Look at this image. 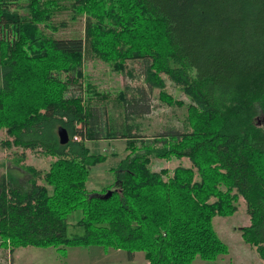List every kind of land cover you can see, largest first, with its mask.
Returning a JSON list of instances; mask_svg holds the SVG:
<instances>
[{"label": "trees", "instance_id": "obj_1", "mask_svg": "<svg viewBox=\"0 0 264 264\" xmlns=\"http://www.w3.org/2000/svg\"><path fill=\"white\" fill-rule=\"evenodd\" d=\"M66 11L85 22L83 37H58ZM94 60L133 78L128 63L143 66L146 87L115 103L122 130L93 104L99 93L85 68ZM0 76L3 145L47 162L17 166L26 187L12 174L1 180L0 247L99 246L131 261L143 252L149 264L215 262L230 251L214 219L244 209V242L264 263V0H0ZM166 79L191 101L186 129L138 136L155 89L162 103L184 105ZM119 139L128 154L115 182L90 191L108 156L88 144ZM152 157L189 165L156 172Z\"/></svg>", "mask_w": 264, "mask_h": 264}, {"label": "rangeland", "instance_id": "obj_2", "mask_svg": "<svg viewBox=\"0 0 264 264\" xmlns=\"http://www.w3.org/2000/svg\"><path fill=\"white\" fill-rule=\"evenodd\" d=\"M69 13V11H66L61 17L67 21V26L61 30L58 37H83L85 34V22H83V20L76 22L71 21ZM128 68L129 70H132V72H135L136 76L134 78L128 72H116L109 65L98 60L86 62L85 68L88 82H90L91 85V92L94 88V90L99 93L98 95H93L92 100L94 106L98 108L106 106L110 113L111 120H113L117 129L120 130L123 128V110L120 103L118 107L115 103L117 101L120 102V95L122 93H126V96H130L135 88L139 86L146 87L144 78L142 77V64L139 62H129ZM166 82L167 91L176 100L184 101V105L169 106L162 103L159 99L160 90L155 89L153 93H150L149 97L151 111L145 117L138 118L135 122V126L138 128L135 133L138 136L153 138L164 134L171 129H186L185 123L188 114L187 106L191 103V101L171 80L166 79ZM109 125L113 126L112 121H109ZM2 135L0 136V183L5 176H7V179L10 181V175L12 174L14 177L18 176L20 181H24L20 184L21 187H26L27 179L29 177L23 173L19 167L24 168L22 166L31 164L42 170L47 168V162L43 154L37 151L28 152L26 155V151L22 149H7V147L3 145V142L9 138L6 133H4L3 136ZM88 145L94 153H100L108 156L105 163L93 168L88 182V188L90 191L94 190L102 192L106 187L112 186L115 182L116 176L114 168L117 167L119 162L128 154L126 151V141L124 139L107 140L101 141L97 145L90 142ZM185 162L187 161L179 160L177 158H173L168 161L152 157L151 169L156 172H163L164 170H167L168 174L172 175L174 169L178 165H184ZM186 165H189V163L187 162ZM13 184L17 186L15 183ZM241 205L242 204H240V206ZM246 223L247 225H250L251 221L249 217L247 218L244 209H241L239 213L232 217H216L214 219L215 230L220 239L229 247L230 252L228 255L219 257V259L215 262L204 261L201 258H198L195 260L194 264H264L255 248L244 242L240 229L244 227ZM42 249H29L31 250L29 252H32L33 256H37V258L34 257V264H53V262L55 263V260L53 259L54 255L59 257V261L69 255V251L65 247L53 248L49 250L48 248L45 250ZM12 252L11 245H8L5 250V253H7L5 261L0 260V264H12ZM109 254L110 255L108 257L99 260L98 252L84 250L82 251L80 257L83 260L89 259L90 264L94 262L96 264H107L104 260H108L110 262V257L113 258L110 264H145V261L142 259H145L144 253L141 255L142 258L140 256L138 259L132 261L127 259L128 254L125 251L118 253L111 252ZM70 257L71 254L69 255V258ZM69 264H76V257Z\"/></svg>", "mask_w": 264, "mask_h": 264}, {"label": "crops", "instance_id": "obj_3", "mask_svg": "<svg viewBox=\"0 0 264 264\" xmlns=\"http://www.w3.org/2000/svg\"><path fill=\"white\" fill-rule=\"evenodd\" d=\"M34 249V248H31ZM36 249H42V248H36ZM49 249H53V248H48ZM69 251V255L71 254V257L69 258V255L66 256L65 258H63V260L60 259V261L58 260L59 257L58 256H53V259L55 260V263L53 262V264H69L75 257H76V264H90V260L89 259H85L83 260L80 255L82 253V251L84 250H90V251H96L99 253V260H102L103 258L108 257L111 252H121V250H114V249H109V250H105L102 247L99 246H92V247H70L67 248ZM6 248L5 247H0V260L5 261V257L6 254L5 253ZM45 250V249H42ZM11 251V250H10ZM31 250L29 249H17L15 251H13L11 253V261L12 264H34V257L37 258V256H33L32 252H29ZM143 253L139 252L136 253L134 260L138 259ZM57 255V254H56ZM145 257V256H144ZM142 258V256H141ZM128 259V258H127ZM145 261V264H149V262L142 258ZM113 258L110 257V262L108 260H104L106 261L107 264H110L112 262ZM92 264H96L95 262Z\"/></svg>", "mask_w": 264, "mask_h": 264}, {"label": "water", "instance_id": "obj_4", "mask_svg": "<svg viewBox=\"0 0 264 264\" xmlns=\"http://www.w3.org/2000/svg\"><path fill=\"white\" fill-rule=\"evenodd\" d=\"M58 135H59V139H60V143L62 145H66L70 142V136H69V133L68 131L63 128V127H60L59 130H58ZM112 195L111 191H109L107 194L105 195H101V194H95L96 197H100L102 199H107L108 197H110Z\"/></svg>", "mask_w": 264, "mask_h": 264}]
</instances>
